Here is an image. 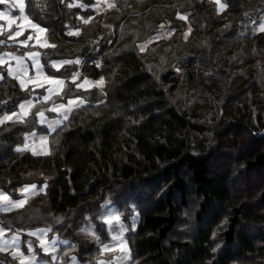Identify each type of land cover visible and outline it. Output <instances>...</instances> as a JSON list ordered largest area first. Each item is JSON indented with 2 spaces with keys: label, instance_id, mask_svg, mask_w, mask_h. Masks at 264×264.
<instances>
[{
  "label": "trees",
  "instance_id": "trees-1",
  "mask_svg": "<svg viewBox=\"0 0 264 264\" xmlns=\"http://www.w3.org/2000/svg\"><path fill=\"white\" fill-rule=\"evenodd\" d=\"M74 1L25 0L31 21L57 39L51 58H84L54 72L66 81L54 104L86 105L50 135L48 155L17 151L36 112L0 126V191L19 200L25 186L40 190L0 211L1 224L10 233L47 227L70 243L60 264L71 255L98 264L101 243L83 226L90 221L106 241L109 199L128 224L135 264H264V32L241 33L264 0H224L221 16L208 0H147L139 10L115 0L99 16L90 8L98 0H81L87 9ZM167 21L173 37L141 53L138 44ZM79 24L82 33L68 35ZM14 47L0 35V54ZM79 70L103 85L80 90L70 81ZM28 96L5 74L0 117ZM0 264L20 263L0 252Z\"/></svg>",
  "mask_w": 264,
  "mask_h": 264
},
{
  "label": "rangeland",
  "instance_id": "rangeland-1",
  "mask_svg": "<svg viewBox=\"0 0 264 264\" xmlns=\"http://www.w3.org/2000/svg\"><path fill=\"white\" fill-rule=\"evenodd\" d=\"M40 3L43 2V0H39ZM114 1L115 0H98L96 4L90 5V8L94 9L96 11L95 15H103L105 12L108 10H111L114 7ZM147 0H131L132 6L135 10H139L142 8ZM209 3L213 4L216 7V14L218 16L224 15L226 13V7L221 10L219 7L220 3L225 4L224 0H219V3L217 0H208ZM24 3V11L21 13L19 11V0H5L4 3H1L4 5L3 8H0V12L4 13H10L11 18L13 20V23L9 24V21L7 19H0V35L6 34L8 38L11 40L12 45H16L17 47L9 49L7 52L0 54V60H4L5 63L0 64V68L2 70L0 71V81H2L3 77L8 75V77L12 80V83L15 87H17L21 92L29 93L28 98L25 100H22L20 103L25 102L26 100H31L33 103V107L29 110V114L24 118V121L33 114L35 113L36 116V128L33 130L29 131L26 136H25V143L20 146L18 149H24V146L27 144L29 145L28 150H23L25 152H29L33 154L32 149H35L38 152H43L47 150V152L50 154V143H49V137L51 134H53L56 130H58L65 121H67L68 117L70 114L78 109L82 108L86 105V101L83 98H70L66 101L65 104L67 105L68 101L74 100V101H79L82 100L83 103L79 104V106H73L70 111L67 109H63L60 111H52L54 107H58L59 105L62 104H54V101L56 98L60 95H62L66 81L64 77L56 75L54 72H60L62 70H67L69 68L73 69L74 66L81 65L83 63V55L80 57H75L71 58L67 55L61 56L59 58H51L49 54L51 55V51L56 48L57 46V39L54 36L53 33L49 32L47 29L45 32H38L36 29H33L29 25V21L33 24V21L28 17L27 11H26V2L23 0ZM13 5H16L13 7ZM109 5H113L110 7ZM226 5V4H225ZM73 6L87 9L89 8L88 5L85 3H82L81 0H75L73 3ZM27 17V21L23 19V17ZM180 18L183 17V19L187 20V15H179ZM90 20V19H89ZM87 20V21H89ZM83 23L85 19L82 20ZM23 26V29L21 30L20 26ZM38 25V24H37ZM84 25V24H83ZM40 28H44L43 26L39 25ZM262 26H264V11L263 13L259 16L258 19H253L249 20L247 22H244L243 24V30L241 33L243 35L248 34L249 32L251 33H257V32H264L261 30ZM82 27L79 25H75L74 28L71 30V32L78 33V35H71L73 37L79 36L82 33ZM45 29V28H44ZM17 31H20V35H15ZM175 32V29L171 28V22H163L159 29L147 40L140 42L138 44V50L141 53H146L149 47L158 41H168L173 37V34ZM191 33V28L188 27L187 31L185 32V38H187ZM31 36L32 39L28 40L27 38ZM27 40V45H24L21 43L22 41ZM47 44V45H55V47H42V44ZM141 46H143V50H141ZM33 53H39V56L37 59L39 60L40 65L42 66L41 71L43 74L52 77L53 79L56 80H63L65 82L63 88L60 90V94H53L51 98L47 101L43 100V97L48 95L46 88L48 87H55L53 85H48L45 83V88H34V85L32 83H28L29 78L35 77L37 73V69L35 67V62L31 58V54ZM18 59H15V58ZM79 60L80 63H67V64H62V66L59 69L53 68L52 64L54 62H62V61H75ZM11 69L12 71L10 72ZM27 70V76H24L23 70ZM170 71H177V74L180 75L183 70L181 68H178L174 66L173 64L169 66ZM15 75H14V74ZM76 73V72H75ZM19 76L23 78L26 82L27 89L22 88L20 86V80L17 79L16 77ZM90 81L91 84L85 85L83 88L78 87L82 91H89L91 90L94 86H97L96 82L91 80L90 78L84 77V76H78L75 80V83L77 85L84 84V81ZM70 81L73 82V74L71 76ZM43 82V81H42ZM98 87V86H97ZM19 103V104H20ZM42 103V104H41ZM49 105V106H47ZM47 106V107H46ZM39 107H41L39 110H37ZM37 110V111H36ZM19 112V108L16 110ZM43 111L44 112V123L40 122V117L37 115L38 112ZM5 114L10 115L11 113H4L1 117H3ZM65 115H67V119H65ZM59 121V123H56ZM13 121H7L5 123H9ZM5 123L0 124V126H3ZM53 128H55V131H53ZM258 136L264 135V130L259 132L257 134ZM41 137H47V145H42L41 144ZM48 155V154H46ZM38 156V155H37ZM256 176V181H259V174H255ZM24 188H21L19 190V193L21 195V199L19 200H26L34 195L32 193H25L23 192ZM40 190L35 188V193H38ZM0 193H3L0 191ZM5 194V193H3ZM7 195V194H6ZM8 196V195H7ZM9 197V196H8ZM11 201L15 202L17 200H14L13 198L9 197ZM13 209H16V207H10L8 204L0 201V211L1 212H9ZM114 211L116 213H119V207L117 204L111 200H105L102 203V211L100 218L104 222V219L106 218V215L110 212ZM136 220L138 219V215L135 216ZM120 219L122 225L128 229L123 233L124 239L127 240L128 242V224L124 221L123 217L120 214ZM135 220V221H136ZM136 222H133L132 224V229L135 230ZM106 225V224H105ZM41 229H49L47 227H37V228H30L24 231H18L16 233H10L0 222V230H3V235L0 236V248H3L4 250L0 251L1 253H5L7 255H10L12 258L17 260L21 264V258L19 256L14 257L12 253L19 251L23 256L26 257H32L35 255V264H60V255L62 251L69 246V241L66 239L61 238L58 234L52 233V231H47L46 234L44 235V238L49 242V252H45L41 246H40V230ZM115 229V231H113ZM32 232H37V236L31 235ZM83 232L85 234L91 235L94 237H99V241L102 242L101 237L97 233V229L93 223L86 222L83 226ZM106 232H107V239L105 242L106 244H114L116 243L115 241H112L111 237L113 235H118L119 234V226L118 225H106ZM94 233V236H93ZM15 241V242H14ZM67 242V243H66ZM29 245H31V248H29ZM129 247V243H128ZM102 248V247H101ZM52 249H55L54 251ZM130 249V247H129ZM102 257L101 260L104 261H112V264H117L116 257L121 255V253L117 250L113 253H105L102 250L101 253ZM55 257V259H53ZM73 258H75L73 260ZM100 260V261H101ZM99 261V262H100ZM131 261H125L122 262V264H130ZM66 264H80L79 259L76 255H71L67 261ZM99 264V263H98Z\"/></svg>",
  "mask_w": 264,
  "mask_h": 264
},
{
  "label": "snow or ice",
  "instance_id": "snow-or-ice-1",
  "mask_svg": "<svg viewBox=\"0 0 264 264\" xmlns=\"http://www.w3.org/2000/svg\"><path fill=\"white\" fill-rule=\"evenodd\" d=\"M4 2H5V0H0V3H4ZM217 2L219 3V0H217ZM15 6L16 5H13V7H15ZM109 6L112 7L113 5H109ZM18 7H19V11L21 13H23V11H24L23 0H19ZM219 7H220L221 10H223L226 7V5L223 4V3H220ZM0 19H7L9 21V24L13 23V20L11 18L10 13L0 12ZM23 19L27 21L28 18L25 16V17H23ZM84 23H88V21L85 20ZM29 25H30L31 28L36 29L38 32H45L46 31V29L40 28L39 25L33 24L30 21H29ZM20 27H21V30H22L23 26L21 25ZM261 30L264 31V26H262ZM20 34H21L20 31H17L15 33V35H17V36L20 35ZM68 35H78V33H74V32L69 31ZM27 39L31 40L32 37L29 36ZM21 43H23L24 45H27V40L22 41ZM41 46L42 47H49V46L50 47H55V45H47L46 43L42 44ZM141 50H143V46H141ZM38 56H39V53L31 54V58L35 62V67L37 69V73H36L35 77L29 78L28 83H32L34 85V88H45V83H47L48 85L55 86V87L46 88V91H47L48 95L44 96L43 100L47 101V100H49L51 98V96L53 94H57V95L60 94V90L63 88L65 82L63 80L53 79L52 77L43 74V72L41 71L42 66L40 65L39 60L37 59ZM13 58H15V57H13ZM15 59H18V58H15ZM3 63H5V61L4 60H0V64H3ZM67 63H77L78 64V63H80V61L79 60H75V61L54 62L52 64V67L56 68V69H59L62 66V64H67ZM97 66H99V65H97ZM9 70H10V72L12 71L11 69H9ZM23 73H24V76H27V70L26 69L23 70ZM78 76H79V73H74L73 74V83H75V80H76V78ZM0 78H2V77H0ZM16 78L20 80V86L22 88L27 89V85H26L25 80L23 78L19 77V76H17ZM103 83H104V81L102 79L100 81L96 82L97 86H102ZM89 84H91V82L85 80L84 84L77 85V87L83 88L85 85H89ZM82 103H83L82 100H79V101L70 100V101H68L67 105H63L62 104V105H59L58 107H54L51 110L52 111H60V110H63V109H67L68 111H70L73 106H79V104H82ZM31 107H33V103H32L31 100H26L25 102L20 103L18 105L19 112L12 111L10 115L5 114L3 117H0V124H3V123H5L7 121H10V120L13 121V122H21L22 123L24 121V118L29 114V110L31 109ZM37 115L41 118L40 122L44 123L45 122V120H44V112L40 111V112L37 113ZM64 118L67 119V115H65ZM56 123H59V121H57ZM53 131H55V128H53ZM40 139H41V144L46 146L47 145V137H41ZM28 149H29V145L26 144L24 146V149H17V151H23V150H28ZM32 152H33V155H46V154H49L47 152V150H45L43 152H38L35 149H32ZM35 188H36L35 185L25 186V188L22 191L25 192V193L35 194ZM0 201L8 204L10 207H16V208L23 207L24 204L26 203V200H17L15 202H13V201L10 200V198L6 194H3V193H0ZM135 220H136V217L134 216L133 217V222H135ZM104 223L106 225H109V226H111L113 224L118 225L119 226V234L118 235H113L111 237L112 241L116 242L114 244L102 243V242L99 241V237H95L97 242L101 243V247H102L103 252H105V253H113V252L118 250L121 253V255L116 257L117 264H122V262H125V261H132L131 250L128 247L127 240H125L124 236H123V233L125 231H127L128 229H126L122 225L121 219H120V214L116 213L114 211H110L106 215V218L104 219ZM47 231H50V229H41L40 233H39V235H40V246L46 253L49 252V250H50L49 246H48L49 242L44 238V235L46 234ZM113 231H115V229H113ZM3 234H4L3 230H0V236H2ZM31 235L37 236L38 233L37 232H32ZM93 236H94V233H93ZM29 248H31V245H29ZM2 250H4V249L0 248V251H2ZM52 250L54 251L55 249H52ZM12 255L14 257L19 256L21 258V264H35V255H33L32 257H26V256H23L19 251L12 253ZM53 259H55V257H53ZM74 259L75 258H73V260ZM99 264H112V261L111 260H109V261L101 260L99 262ZM132 264H135V262L132 261Z\"/></svg>",
  "mask_w": 264,
  "mask_h": 264
},
{
  "label": "built area",
  "instance_id": "built-area-1",
  "mask_svg": "<svg viewBox=\"0 0 264 264\" xmlns=\"http://www.w3.org/2000/svg\"><path fill=\"white\" fill-rule=\"evenodd\" d=\"M80 72V71H79Z\"/></svg>",
  "mask_w": 264,
  "mask_h": 264
}]
</instances>
